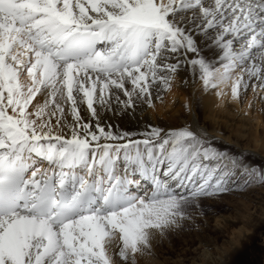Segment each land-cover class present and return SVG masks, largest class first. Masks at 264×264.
<instances>
[{
    "label": "snow or ice",
    "instance_id": "snow-or-ice-1",
    "mask_svg": "<svg viewBox=\"0 0 264 264\" xmlns=\"http://www.w3.org/2000/svg\"><path fill=\"white\" fill-rule=\"evenodd\" d=\"M181 73L264 103V0H0V264H138L205 201L264 185L195 121L112 123Z\"/></svg>",
    "mask_w": 264,
    "mask_h": 264
},
{
    "label": "bare ground",
    "instance_id": "bare-ground-1",
    "mask_svg": "<svg viewBox=\"0 0 264 264\" xmlns=\"http://www.w3.org/2000/svg\"><path fill=\"white\" fill-rule=\"evenodd\" d=\"M187 78L191 79L190 73ZM184 80L185 74L181 73L169 90L154 92V107L145 106L138 111L135 120H113L112 123L133 131H143L145 125L167 128L195 121L214 136L215 140L226 144L223 151L231 154L232 149H235L237 152L245 153L247 161L264 165V133H261L259 128L261 125L264 126V111L261 110L264 109V103L257 99L253 108H247L252 97L251 89L241 100L234 101L230 95L217 97L214 90L204 92L199 84H185ZM245 100L247 102L242 108ZM186 104L188 108L185 107ZM252 187H255V192L247 201L244 198V191L233 185L231 192L237 195L235 205L238 207V216L228 214L212 217L214 226L227 236L222 244L211 242L209 234L204 233L206 229L201 227L203 236L202 238L198 236L200 248L197 246L191 248L190 245L191 247L182 252L183 256H178L171 264H229L238 248L249 239V232H255L264 224V185L254 184L248 188ZM166 241L168 242L166 237L154 240L151 254L138 257V264H165L159 257L157 259L156 253ZM189 253L192 256L187 262Z\"/></svg>",
    "mask_w": 264,
    "mask_h": 264
},
{
    "label": "rangeland",
    "instance_id": "rangeland-1",
    "mask_svg": "<svg viewBox=\"0 0 264 264\" xmlns=\"http://www.w3.org/2000/svg\"><path fill=\"white\" fill-rule=\"evenodd\" d=\"M246 102L247 100L242 103V108ZM259 128L260 132L264 133V126L261 125ZM214 143L221 150H223V147L226 145H223L220 140H214ZM232 152L233 153L231 154L233 155L242 153L237 152L235 149H232ZM257 162L259 163L260 161ZM242 191H244L243 194H245L244 198L248 201V198L255 192V187L248 188V190L242 189ZM235 197H237V195L230 191L205 201L202 210L203 214L197 215L195 224H185L182 229L172 232L166 236V240L168 239V242L166 241L162 243V248L158 249L156 253L157 259L159 257L160 261H164L165 264H171V261L175 258L183 256L182 252L190 245H192V247L190 246L191 248L196 246L200 248L198 236L201 238L203 236L201 227L206 229L207 232L205 231L204 233L209 234L211 242L216 241L217 244H222L227 236L222 234L220 230L214 226L212 217L228 214L235 217L238 216L239 211L237 210V205H235ZM191 240H193V242ZM190 256L192 255L189 253L187 262L190 259ZM229 264H264V224L255 232H249V239L238 248Z\"/></svg>",
    "mask_w": 264,
    "mask_h": 264
}]
</instances>
